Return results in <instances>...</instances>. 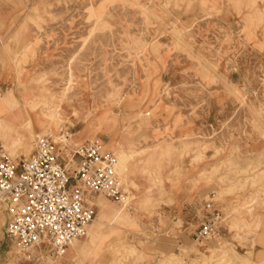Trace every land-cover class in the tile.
Segmentation results:
<instances>
[{"label":"rangeland","instance_id":"obj_1","mask_svg":"<svg viewBox=\"0 0 264 264\" xmlns=\"http://www.w3.org/2000/svg\"><path fill=\"white\" fill-rule=\"evenodd\" d=\"M222 3L0 0V76L13 84L0 95V142L29 156L38 136L69 126L68 143L114 152L130 193L98 198V221L43 264H264V0L232 3L246 9L243 31L218 15ZM184 178L207 187L200 201L216 192L221 238L198 244L197 222L184 233L165 214ZM5 227L0 206V264H20Z\"/></svg>","mask_w":264,"mask_h":264},{"label":"built area","instance_id":"obj_2","mask_svg":"<svg viewBox=\"0 0 264 264\" xmlns=\"http://www.w3.org/2000/svg\"><path fill=\"white\" fill-rule=\"evenodd\" d=\"M62 126L38 136L29 156H13L0 142V206L6 214L5 235L24 258L60 259L74 239L85 236L96 218L95 198L119 204L127 193L116 172L117 156L98 140L70 144ZM198 210L190 232L198 244L222 237L223 212L214 191Z\"/></svg>","mask_w":264,"mask_h":264},{"label":"crops","instance_id":"obj_3","mask_svg":"<svg viewBox=\"0 0 264 264\" xmlns=\"http://www.w3.org/2000/svg\"><path fill=\"white\" fill-rule=\"evenodd\" d=\"M222 1H223L222 4H224V7L221 8L220 13L218 15L232 17V20H231L232 25L233 26L237 25V27L241 29V31H243V21H242L243 19L241 20V18L246 16V13H245L246 9L243 6L237 7L234 4H232L234 1H237V0H222ZM241 36L244 38V32H242ZM12 86L10 85L8 78L6 79L4 76H0V95L6 92ZM32 86H33V83L31 81H25L23 84H19L16 87H14V90L20 98L24 99L27 94H30L31 92H33ZM185 160H187V158H185ZM185 165L187 167V170H186L187 178H192L195 175V172H199V168H195V166H190L189 163H186ZM185 178L183 180L181 179L178 187L172 188L171 186L172 188L171 192H173V195L171 196L172 204H169V205L165 203L162 204V208H164V212L167 216H169L173 220H177V222L179 221L182 222L181 232L183 231L184 233H186V231L189 228H191L195 222H197V215L199 214L198 210L203 205V203L206 201V200L200 201L199 198L200 196H202V194L205 193L206 188H207L205 186L203 187L192 186V184L188 183V181H186ZM123 188L126 191L127 195H129L130 194L129 190L125 187L124 181H123ZM167 188H170V187H167ZM212 192L213 191H210L209 197H212L211 196ZM215 193L216 192L214 191V196H215ZM100 197H104V196H98L97 198H95V205H96V200L98 198L100 200ZM126 200L127 198H125L123 204L126 202ZM98 205L99 207L101 206L100 203L97 204V206ZM215 206L219 208L218 203H215ZM96 212H97V207H96ZM4 217H5V222H6L5 213H4ZM89 226L90 224L88 225L87 230ZM179 236H180L179 239L181 241H184L185 236L182 235V233H180ZM250 243H251V240L249 239L247 242V246H249ZM71 246L75 247V243L73 242ZM1 252L2 254L4 252V249L2 248V246H0V253ZM64 256H62L61 258H63ZM48 258L49 256L36 255L31 260H28L24 258L23 256H21L18 261H20V264H43Z\"/></svg>","mask_w":264,"mask_h":264},{"label":"bare ground","instance_id":"obj_4","mask_svg":"<svg viewBox=\"0 0 264 264\" xmlns=\"http://www.w3.org/2000/svg\"><path fill=\"white\" fill-rule=\"evenodd\" d=\"M8 98H9V94H6V95H4L3 97H2V100L5 102V101H7L8 100ZM31 105L33 106L34 104H32L31 103ZM31 106V107H32ZM33 108H34V106H33ZM52 112V111H51ZM54 114H52L53 116H54V119H53V117H52V115L51 114H48V115H50L51 116V119H53L54 121H60V119H59V114H58V111H55V112H53ZM59 123V122H58ZM72 136H73V134H71V136H70V138H72ZM5 139H4V145L6 146V148L7 149H10V150H14L16 147H18V140H16V139H8V138H6V137H4ZM70 138H68L67 140H65L66 142H68L69 140H70ZM14 153V152H13ZM118 159L119 158H117V163H118ZM117 165V164H116ZM116 169V168H115ZM97 204H98V201H97V203H96V207H97ZM98 216L94 219V220H96V221H98ZM118 218V213L114 216V219H117ZM99 222H103L102 220H99ZM87 227H88V225H87ZM87 227H86V233H87ZM86 233H85V235H86ZM75 240H77V239H74V240H72L71 241V243H70V245H72L73 244V242L75 241ZM220 247V246H219ZM224 249V248H223ZM219 250H220V248H219ZM219 250L217 249V248H214V249H212V254H211V256L212 257H216V256H218V255H220V252H219ZM223 254V253H222ZM221 256V255H220ZM172 262H173V260H172Z\"/></svg>","mask_w":264,"mask_h":264}]
</instances>
